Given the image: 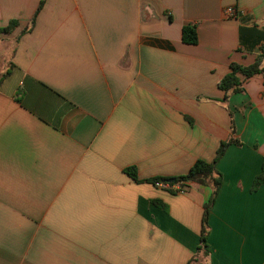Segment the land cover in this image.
Here are the masks:
<instances>
[{
    "label": "crops",
    "instance_id": "0c3cea01",
    "mask_svg": "<svg viewBox=\"0 0 264 264\" xmlns=\"http://www.w3.org/2000/svg\"><path fill=\"white\" fill-rule=\"evenodd\" d=\"M41 1L0 0V264H264V79L218 89L259 54L240 28L264 30V0ZM228 139L205 250L212 183L151 180Z\"/></svg>",
    "mask_w": 264,
    "mask_h": 264
},
{
    "label": "trees",
    "instance_id": "16d2710c",
    "mask_svg": "<svg viewBox=\"0 0 264 264\" xmlns=\"http://www.w3.org/2000/svg\"><path fill=\"white\" fill-rule=\"evenodd\" d=\"M43 3L41 1L40 5ZM40 6L37 12L39 11ZM35 14V15H36ZM34 19L30 25V28L34 24ZM16 26L15 21H11L6 27L0 29V32H10L12 28ZM181 40L184 44L187 45H196L198 43L197 31L194 25H184L181 29ZM263 41V44L259 46V54L257 55L253 64L249 66H240L235 63L230 64V72L227 73L219 82H218V89L224 93V100L227 99L228 95L231 93H236L240 91L241 81L238 78V75L243 76L245 79L251 78L253 76H261L264 79V30L255 31V29H246L240 28V44L241 45H248L254 46L258 44V42ZM234 143L232 139H228L224 142H221L214 159L211 162H206L203 160H196L192 167L190 168L189 172L184 176H179L175 179L174 183L181 182L186 187L189 186L190 183H196L198 185L204 186L208 181L212 183L213 191L210 201L204 207V214L202 219V228L200 234V246L207 250L206 245V217L208 214V210L210 205L213 202V196L217 193V190L221 183V177L216 172V164L222 154L224 153L225 149ZM127 174H129L133 179L136 178V172L134 168H128L125 170ZM169 179L165 178H154L151 180L153 184L156 181L166 182ZM264 182V176L259 175L257 176L252 185V191L256 190L262 183ZM156 206H162L158 202H153Z\"/></svg>",
    "mask_w": 264,
    "mask_h": 264
},
{
    "label": "built area",
    "instance_id": "2783aa9c",
    "mask_svg": "<svg viewBox=\"0 0 264 264\" xmlns=\"http://www.w3.org/2000/svg\"><path fill=\"white\" fill-rule=\"evenodd\" d=\"M224 14L226 15L227 18H238L242 15V11L234 7H227L224 10ZM152 185L155 188L170 191V192H173L179 195L185 194L187 190V187L181 182L171 184V183H168L167 181L166 182L156 181Z\"/></svg>",
    "mask_w": 264,
    "mask_h": 264
},
{
    "label": "water",
    "instance_id": "95a60500",
    "mask_svg": "<svg viewBox=\"0 0 264 264\" xmlns=\"http://www.w3.org/2000/svg\"><path fill=\"white\" fill-rule=\"evenodd\" d=\"M167 182L172 184L175 182V179H169V180H167Z\"/></svg>",
    "mask_w": 264,
    "mask_h": 264
}]
</instances>
